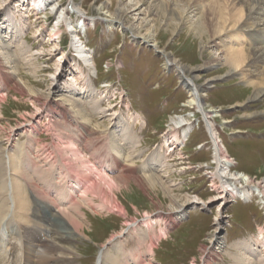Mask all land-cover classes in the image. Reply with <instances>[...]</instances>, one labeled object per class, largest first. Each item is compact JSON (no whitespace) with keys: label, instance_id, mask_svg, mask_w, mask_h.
<instances>
[{"label":"rangeland","instance_id":"1","mask_svg":"<svg viewBox=\"0 0 264 264\" xmlns=\"http://www.w3.org/2000/svg\"><path fill=\"white\" fill-rule=\"evenodd\" d=\"M16 2L20 1L0 0V21L4 18V10L14 8ZM133 2L135 3L131 0H50L41 7L25 10L21 25L23 36L18 37L19 42L23 41L24 44L15 42L13 34L8 36V42L12 45L8 50L13 53L11 57L17 65L15 70L11 68L13 61L6 63L0 56V97H4L0 99V151L3 150L6 156L10 145L6 140L8 137L22 143L28 140V133L33 131L38 141L33 140L27 146L31 153L41 154L35 159L42 160L38 161L39 166L42 169L49 168L55 174L57 167L67 166L66 159L70 153L63 151L65 141L61 143L56 135L58 130L51 125L61 119L55 105L56 99H61L58 88L63 85L64 78L70 75L68 66L75 62L83 70V77L88 75L90 81L92 79L94 90L101 93L98 98L100 97L102 107L108 109L106 112L119 113L124 117L137 113L140 117L139 123L133 127L140 140L133 151L136 154L134 163H125V167L119 170H110L109 175L120 178L126 174L124 169L127 167L133 171L132 176L144 177L145 173H150L148 170L142 172L143 163L157 144L158 148L162 147L160 153L163 152L165 147L162 140L171 126V117H186L191 120L192 128L187 130L184 144L173 147L174 153L171 152L168 162L171 166L166 167L164 173L159 175L166 189L159 185L140 188L132 181L127 184L121 182L113 193L114 200L124 207V212L111 209L98 191L87 195L89 204L76 199L81 214L79 217L85 216L87 219L83 222L82 231L86 238H78L75 253L70 258L72 264H95L100 248L111 237L115 239L108 246L109 252L114 257L129 260V264L134 259L140 264H231L226 253H217V248L210 241L215 231L216 218L221 219L218 226L224 242L230 244L239 239H248L251 243L261 229L264 234V199L254 195L248 201L237 200L218 207L221 200L217 197L218 190L215 188L219 183L217 179L210 178L216 169L212 142L200 112L186 106L189 99L188 87L182 84L177 71L167 64L164 56L168 54L185 66H198L195 78L188 73L197 84L201 85L210 79L205 88L203 103L205 107L218 109L217 116L212 121L223 150L232 162L230 170L237 175L246 173L254 182L264 180V96L257 102L248 103V80L242 78L240 68L228 73L229 67L223 65V62L221 65H212L213 56H223L226 48L236 47L238 43L225 41L228 37L223 35V31L222 35L218 31L216 34L217 20L213 15V18L210 16L203 1L198 2L199 11L206 10L208 14H203L207 26L204 24L202 27L191 21L189 24L177 25L179 13L190 16L192 22L199 16L189 15L184 5L175 0L168 2L179 15L162 10H158L155 15L148 12L147 15L146 11L138 14L140 9L136 10L137 5L134 7ZM73 4L82 14L73 11ZM54 7L58 8L56 13ZM119 7L124 21L139 27L142 25V32L154 25L153 39L157 42V48L138 42L130 33H122L117 27H108L109 17L106 16V11L116 14ZM61 9L66 12L64 21L58 20ZM87 18H94L95 25L79 30L77 23ZM71 25L77 28L78 37L92 51L94 70H89L75 56L71 46ZM193 26L198 29H192ZM227 29L230 31L231 25ZM242 39L244 46H250L248 36L243 35ZM221 51L223 52L220 53ZM205 62L207 63L204 64ZM53 75L60 78V84L51 92L52 100L49 102L46 94L52 88ZM15 83L22 87L23 92L15 90ZM30 88L38 92L39 97ZM63 95L67 99L69 94ZM79 102L87 107L86 97L80 98ZM87 111L91 113L89 109ZM254 111H262L263 114L249 115ZM110 116H94L91 119V126L101 123V127L90 138L85 137L86 142L79 137L81 132L76 129L80 128L75 123L74 128L69 124L67 126L74 129L71 132L72 140H78L76 143L80 148L81 145L87 146L85 158L93 159V162L99 157L94 153L103 149L98 147L105 145L114 127ZM141 120L144 122L143 127ZM91 142H95L98 147L93 150ZM44 155L49 158L45 160ZM48 161L53 162V165ZM80 168L81 166L78 167L79 171L82 170ZM90 176L92 180H98L95 175ZM40 191L44 192V189ZM193 196L199 197V205L191 209L188 207V199ZM171 202L189 203L183 206L182 218H176V209L171 207ZM146 216L152 220L148 227L143 222ZM133 222L140 225L139 234L126 237ZM38 226L43 228L42 222ZM115 234H120L121 237L118 238ZM119 248L122 249V254ZM260 250L264 253V248ZM106 264L112 262L108 261Z\"/></svg>","mask_w":264,"mask_h":264},{"label":"bare ground","instance_id":"2","mask_svg":"<svg viewBox=\"0 0 264 264\" xmlns=\"http://www.w3.org/2000/svg\"><path fill=\"white\" fill-rule=\"evenodd\" d=\"M19 1L16 2L17 4H15L14 8L4 10V18L0 21V56L6 60V63L11 61L14 63L11 57L13 53L8 50V47L12 46L8 42V36L13 34L15 42H19V35L23 36L21 25L23 24L22 16L25 10L31 7H41L50 2V0ZM131 1H135L132 5L134 7L137 5L136 10L140 9L138 14L146 11V14L148 12L155 15L158 10L169 12L170 14L179 13L174 10V7H171L168 0ZM175 1L177 3L180 2V5H184L189 15L199 16L195 22H192L193 19L190 16H183V14L179 13L180 17L177 16L179 17L177 25L180 24L181 26L184 23L189 24L190 21L192 24L195 25L196 23L200 27L204 26V24L207 26L203 18V14H206L207 11L202 12L201 10L200 12L198 2L203 1L204 5H207L206 7H208L207 10L210 12V16L213 15L217 20V25L215 26L216 34L219 32L222 35L224 32L223 35L228 37L225 41L238 43L237 45L235 44L236 47L226 48L223 56H213L212 65H221L223 62V65L229 67L228 73L236 72L240 68L239 73L243 74L242 78L248 80V103L259 101L264 96V0ZM120 7L116 14L106 11V16L109 17L107 19L108 27H117L122 33H130L131 37L138 42L156 47L157 42L153 39L155 35L154 25H150L149 28L142 32L140 30L142 25L139 27L136 24L124 21ZM73 8V11L82 14L76 5ZM54 9H56V13L58 8L54 7ZM65 14V10H59L58 20L64 21ZM213 16L211 17L213 18ZM94 21V18L82 19L77 23L76 27L79 30L80 28L85 29L86 27L94 26ZM229 25H231L230 31L227 29ZM196 28L193 26L192 29ZM70 32L72 33L71 46L75 52V56L89 70H94L92 51L86 47L83 39L78 37L77 28L71 25ZM243 35L248 36L250 46H244L242 42ZM19 44L23 45L24 43L20 41ZM164 57L167 59V64L174 67L177 71L182 84L188 87L189 99L186 101V106L196 108L200 112L204 126L212 142L213 163L216 169L210 178L212 180L217 179L219 183L218 187L215 188L218 190L217 197L221 200L218 207L220 208L228 202H236L237 200L248 201V198L254 195L264 199V180L254 182L248 174L241 173L237 175V173H232L230 170L232 162L227 158L225 150H223L221 139L212 121L217 116L218 109L212 106L205 107L203 103L205 88L208 87L210 79L201 85L197 84L189 75L193 74V78H195L197 76L196 67L198 66L182 65L177 63L176 59H173L168 54H165ZM16 66L15 62L11 68L15 70ZM67 71L70 75L64 78L63 85L61 86L62 89L60 86L58 88L60 78L58 79L57 75H53L52 88L48 91V95L46 94V99L49 97L48 101L50 102L52 100L51 92L53 89L58 88V91H60L58 95L61 96V99H56L55 105L56 110L61 114V119H58L60 121L52 122L51 126H54L58 130L56 135L61 140V143L65 141L63 142V151L70 153L66 159L69 165L67 164L66 166V163H64L65 166L57 167L56 174L54 171L51 173L49 168L42 169V166L38 164V161L42 160H35L41 154L38 152L35 154L31 153L27 146L33 140L38 141L33 131L32 133H28V140L22 143L8 137L6 140L10 145L6 156L3 150H1L2 152L0 151V264H72L73 261L70 258L72 259L71 255L75 253L78 238H86L82 231L84 230L83 222L87 219L85 216L81 217L82 220L79 217L80 211H78L76 199L88 202L89 198H87V195L92 194V191H98L105 197V201L110 205L111 209L124 212V207L114 200L113 193L115 189L119 188L121 182L127 184L132 181L137 183L140 188L154 185L165 188V183L159 175L162 172L164 173L166 167L171 166L168 163L172 155L171 152L174 153L176 146L184 144L187 130L192 128L191 120L186 117H171V126H169L167 136L163 137L162 140L165 147H163V152L160 153L162 147L158 148L157 145L159 144H157L154 150L150 152V156L148 155L149 158L147 157L148 159L146 158L147 160L143 163L144 169H142V165L140 166L141 168L139 167L140 171L141 169L142 172L145 170L147 172L148 170V172L151 171L150 173L146 174L143 172L145 173L144 177L132 176L133 171L127 167L124 169L126 174L124 173L125 175L120 178L109 175L108 171L110 170H119L125 167V163L128 165L134 163L136 154L133 151L138 147L140 140L136 137L133 127L136 123H139V114H127L124 117L119 113L106 112L108 109L102 107L100 97L98 98L101 93H97L94 90L91 84L92 79L90 81L88 75L83 77L85 75L83 70L79 68V64L77 66L73 62L68 66ZM5 80L7 81V79ZM78 84L81 85L78 86ZM14 86L16 91L23 92L22 87L18 84L15 83ZM30 91L35 93L36 97H39L37 95L38 92L31 90V88ZM64 93L69 94L67 99L63 95ZM82 97H86L87 107H84L79 102ZM0 99H4V97L2 96ZM87 109L91 113H88ZM108 114L111 115L114 127L107 137L105 145L98 147L95 142H91L90 147L93 150L97 147L103 148L101 151L100 149L96 150L94 154L99 157L96 160L97 162H93V159L85 158L86 154H84V151L87 146L81 145V149L78 143H76L78 140L76 142L72 140L71 132L74 129H71L70 126L73 127L75 123L76 127L80 128L76 129V131L81 132L79 137L84 141L85 137L90 138V135L99 132L101 127V123L91 126V119L94 116L103 117ZM261 114H263L262 111L249 113L252 116ZM68 124L70 125L69 127H67ZM140 124L143 127L144 122L141 120ZM94 154L93 157L95 156ZM43 158L46 160L49 157L44 155ZM50 161L48 163L53 165V162ZM80 166L81 171L78 169ZM87 173L89 175H86ZM91 174L95 175L98 180H92ZM40 189H44V192L40 191ZM198 201L199 197L193 196V198L188 199L190 205L189 203L176 204V202H171L170 205L176 209V218H182L184 215L183 206L189 205L188 207L193 209L198 207ZM145 214L148 213L145 212ZM149 218V216H146L143 219L146 227L152 221ZM39 222H42L43 228L38 226ZM220 223L221 219L217 217L214 234L210 237L211 243L217 248V253H226L232 262L231 264H264V253L260 250V248H264L262 229L251 243L248 242V239H239L228 244L220 237L221 229L218 226ZM139 231L140 225L133 222L126 232V237L137 236ZM120 234H118L119 236L115 235L119 238L121 237ZM113 239L115 237H111L106 242L108 245L105 244L100 248L95 264H106L108 261L112 262V264H129V260L119 258V256L114 257L109 252L108 246L112 243ZM139 244H142V242L139 241ZM120 248L119 251L122 254V249ZM149 249L151 250V246H149ZM12 253L14 254L13 256ZM130 264L140 263L134 259V262Z\"/></svg>","mask_w":264,"mask_h":264}]
</instances>
